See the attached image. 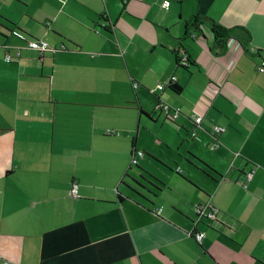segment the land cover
I'll list each match as a JSON object with an SVG mask.
<instances>
[{
    "label": "crops",
    "instance_id": "obj_1",
    "mask_svg": "<svg viewBox=\"0 0 264 264\" xmlns=\"http://www.w3.org/2000/svg\"><path fill=\"white\" fill-rule=\"evenodd\" d=\"M262 65L264 0H0V264H264Z\"/></svg>",
    "mask_w": 264,
    "mask_h": 264
},
{
    "label": "built area",
    "instance_id": "obj_2",
    "mask_svg": "<svg viewBox=\"0 0 264 264\" xmlns=\"http://www.w3.org/2000/svg\"><path fill=\"white\" fill-rule=\"evenodd\" d=\"M169 2L168 1H165L164 2V6L167 8L169 6ZM21 39H24L26 44H27V47L29 49H32V50H35V51H38L39 53H44L45 51L49 50L50 49V46L48 44V42H46L45 40H28V39H25L24 36L20 35L19 36ZM8 48V47H6ZM20 56H21V53L20 51L18 50L16 52L15 55H11V54H7L6 57H5V60L6 62L10 63V62H14L18 59H20ZM210 61V59L208 60ZM212 63L210 65V67L208 68V74L210 73V71L212 70V68L214 67V62L215 61V58H213L212 60ZM183 65V66H189L190 65V62L188 61V58L186 56H180V65ZM258 71L259 72H264V66H260L258 67ZM176 77H172L168 84L169 85H173L174 82L176 81ZM212 85H214L215 87L219 88L221 86V83H218L217 81H214V83H212ZM158 88L160 90H162L164 88V86L162 84H159L158 85ZM164 109L166 111H171L170 108L168 106L164 107ZM177 115H175L174 117H176ZM191 119L193 120V122L196 124V125H199L202 120H203V116L202 115H199V114H196V115H193L191 116ZM214 133L216 136H219L221 134H223L225 132V128L223 127H219V126H215L214 127ZM192 136L195 137L196 136V132L195 130L192 131ZM215 148V147H214ZM141 157H144V152L143 151H140V150H135L134 151V154L132 155V158H131V166L132 165H135V164H138V159L141 158ZM178 173H182V170L180 168H177L176 170ZM253 173L254 171L251 170L249 171L247 174H246V183L250 182L252 180V177H253ZM246 185H244L245 187ZM246 188V187H245ZM77 189H78V185L74 184L72 186V190H71V194L74 198H77L78 195H77ZM157 213H159V210H157ZM197 213L199 215V217H202V216H205L207 219H214L215 218V214L211 211L210 208L208 207H205V206H202L201 207H198L197 208ZM204 236L205 234L204 233H199V234H196L194 236L195 240L197 243L201 244L203 239H204Z\"/></svg>",
    "mask_w": 264,
    "mask_h": 264
},
{
    "label": "trees",
    "instance_id": "obj_3",
    "mask_svg": "<svg viewBox=\"0 0 264 264\" xmlns=\"http://www.w3.org/2000/svg\"><path fill=\"white\" fill-rule=\"evenodd\" d=\"M209 28L211 29L213 35H214V39L216 42V45L218 44V47L223 50V44L225 43V40L231 37V34L233 33V31L235 30V28H231V29H226L218 24H211L209 25ZM245 48V47H244ZM173 90L175 92L180 91V88L178 86H172ZM142 115H144V112H141ZM135 149L133 150L132 155L134 154ZM204 166V165H203ZM206 169L210 170V168L208 166L205 165ZM139 166L138 164L132 165L130 166L129 172L126 174V177L130 178L135 187L139 190H157L159 191V189L157 187H155L154 184H152L147 177H145L143 174L139 173ZM131 172L134 173L133 175H131ZM205 172V169L204 171ZM181 174V173H179ZM148 176L150 178H153L151 175L148 174ZM154 179V178H153ZM125 184V183H124ZM128 187V186H127ZM130 188V187H128ZM130 190L139 198H144L145 200H147L142 194H140L136 189L134 188H130ZM151 193V192H150Z\"/></svg>",
    "mask_w": 264,
    "mask_h": 264
},
{
    "label": "bare ground",
    "instance_id": "obj_4",
    "mask_svg": "<svg viewBox=\"0 0 264 264\" xmlns=\"http://www.w3.org/2000/svg\"><path fill=\"white\" fill-rule=\"evenodd\" d=\"M165 2V1H164ZM164 2H163V7L165 8V9H168L169 7H170V1H168L170 4H169V6L166 8L165 6H164ZM38 40V39H37Z\"/></svg>",
    "mask_w": 264,
    "mask_h": 264
}]
</instances>
